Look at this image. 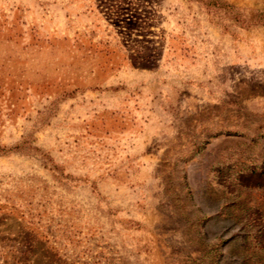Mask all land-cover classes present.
I'll return each mask as SVG.
<instances>
[{"label":"rangeland","instance_id":"374dc122","mask_svg":"<svg viewBox=\"0 0 264 264\" xmlns=\"http://www.w3.org/2000/svg\"><path fill=\"white\" fill-rule=\"evenodd\" d=\"M0 264H264V0H0Z\"/></svg>","mask_w":264,"mask_h":264}]
</instances>
